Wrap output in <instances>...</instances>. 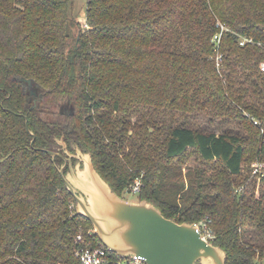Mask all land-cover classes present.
Segmentation results:
<instances>
[{"label": "trees", "instance_id": "16d2710c", "mask_svg": "<svg viewBox=\"0 0 264 264\" xmlns=\"http://www.w3.org/2000/svg\"><path fill=\"white\" fill-rule=\"evenodd\" d=\"M72 4L0 0V264H80V232L104 245L46 152L62 138L119 196L141 178L139 200L207 223L226 264L263 260L264 180L239 189L264 161V0H88L83 26ZM189 114L236 117L246 134L197 130ZM191 150L211 166L184 174Z\"/></svg>", "mask_w": 264, "mask_h": 264}, {"label": "water", "instance_id": "95a60500", "mask_svg": "<svg viewBox=\"0 0 264 264\" xmlns=\"http://www.w3.org/2000/svg\"><path fill=\"white\" fill-rule=\"evenodd\" d=\"M22 80L36 96L33 80ZM64 113L73 115L74 109ZM27 128L33 144L35 136L28 121ZM58 142L66 155L58 150L46 152L53 159H64L60 174L76 200L77 213L91 221L100 241L111 252L121 258L141 256L146 264H226V251L206 239L198 223H178L146 199L132 202L119 196L98 172L90 153L79 147L72 153L63 138ZM73 158L77 159L75 164ZM67 163L69 171L65 173Z\"/></svg>", "mask_w": 264, "mask_h": 264}, {"label": "built area", "instance_id": "2783aa9c", "mask_svg": "<svg viewBox=\"0 0 264 264\" xmlns=\"http://www.w3.org/2000/svg\"><path fill=\"white\" fill-rule=\"evenodd\" d=\"M221 32L217 34L213 41L215 44L214 53L212 58H215L218 68L221 66L223 54L221 52V40L223 33L228 30V28L222 24L218 23ZM253 43L254 40L250 37H244L241 40V45L245 43ZM258 45L264 50V43L259 42ZM261 70L264 71V59L260 64ZM256 180V193L259 195L260 186L264 180V161H256L252 164V169L250 172V178L248 181L239 189L242 194L246 193L248 190L253 188L252 182ZM143 186V181L141 178H138L135 183L127 190L128 193L138 194ZM200 231L203 236L210 241L212 237V231L208 228L207 223L202 222L199 224ZM89 235H92V231L89 232ZM77 241L79 247L77 249V256L79 258L80 264H108L110 263V250L106 246L90 247L85 246L83 233L80 232L77 236ZM102 243V242H101ZM103 244V243H102ZM118 264H146L144 259L141 256H129L121 259Z\"/></svg>", "mask_w": 264, "mask_h": 264}, {"label": "rangeland", "instance_id": "374dc122", "mask_svg": "<svg viewBox=\"0 0 264 264\" xmlns=\"http://www.w3.org/2000/svg\"><path fill=\"white\" fill-rule=\"evenodd\" d=\"M87 2L88 0H73L72 4V11L78 17V21L83 26L86 23V9H87ZM73 34L77 33L76 28H74ZM68 109L65 108L64 112ZM226 115H220L219 117H212L207 114H189L188 115V122L197 130L202 131H215L217 134H221L223 132H233L239 134H246L244 131V127L241 122H239L236 117H230L228 119L225 118ZM253 160L250 163H247L245 168L249 165L252 167ZM182 169L184 174L188 172V170L195 169L196 167L211 166V163H203V161L198 157L194 150H191L187 153L186 157L183 159L182 162ZM249 166V167H250ZM69 171V170H68ZM67 171V172H68ZM123 198L132 201L138 202L139 197L137 194L125 192L123 194ZM77 206V204H76ZM255 264H264V259L259 260L257 259Z\"/></svg>", "mask_w": 264, "mask_h": 264}, {"label": "flooded vegetation", "instance_id": "af4514ba", "mask_svg": "<svg viewBox=\"0 0 264 264\" xmlns=\"http://www.w3.org/2000/svg\"><path fill=\"white\" fill-rule=\"evenodd\" d=\"M60 148H61V147H60ZM60 148H59V149H60ZM61 149H62L63 153H65L66 149H65L64 147H62ZM61 149H60V150H61ZM75 152H76V151H75Z\"/></svg>", "mask_w": 264, "mask_h": 264}]
</instances>
